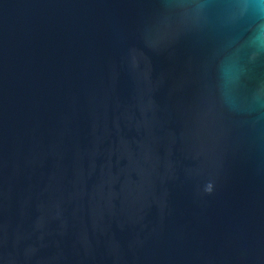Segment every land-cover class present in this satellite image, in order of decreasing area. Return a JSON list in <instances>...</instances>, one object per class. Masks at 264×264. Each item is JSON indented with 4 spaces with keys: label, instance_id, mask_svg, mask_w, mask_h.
<instances>
[{
    "label": "water",
    "instance_id": "water-1",
    "mask_svg": "<svg viewBox=\"0 0 264 264\" xmlns=\"http://www.w3.org/2000/svg\"><path fill=\"white\" fill-rule=\"evenodd\" d=\"M0 264H264V0H0Z\"/></svg>",
    "mask_w": 264,
    "mask_h": 264
}]
</instances>
